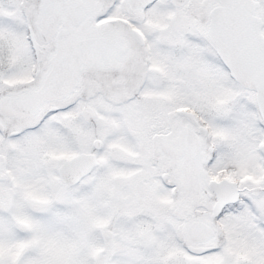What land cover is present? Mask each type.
Instances as JSON below:
<instances>
[{"label": "snow or ice", "instance_id": "6c2138e0", "mask_svg": "<svg viewBox=\"0 0 264 264\" xmlns=\"http://www.w3.org/2000/svg\"><path fill=\"white\" fill-rule=\"evenodd\" d=\"M0 264H264V0H0Z\"/></svg>", "mask_w": 264, "mask_h": 264}]
</instances>
